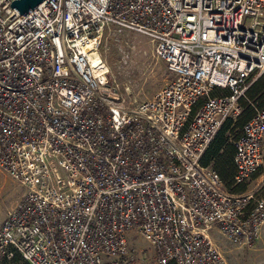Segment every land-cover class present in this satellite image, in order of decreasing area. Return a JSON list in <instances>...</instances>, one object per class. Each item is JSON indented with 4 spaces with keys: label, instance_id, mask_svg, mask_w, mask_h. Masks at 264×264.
<instances>
[{
    "label": "built area",
    "instance_id": "1",
    "mask_svg": "<svg viewBox=\"0 0 264 264\" xmlns=\"http://www.w3.org/2000/svg\"><path fill=\"white\" fill-rule=\"evenodd\" d=\"M11 2L0 0V172L22 192L0 224V264H226L215 236L252 244L264 110L233 142V183L253 190L229 192L203 157L264 73V0H43L24 18ZM110 28L146 37L170 75L132 108L100 52Z\"/></svg>",
    "mask_w": 264,
    "mask_h": 264
},
{
    "label": "rangeland",
    "instance_id": "2",
    "mask_svg": "<svg viewBox=\"0 0 264 264\" xmlns=\"http://www.w3.org/2000/svg\"><path fill=\"white\" fill-rule=\"evenodd\" d=\"M100 52L124 106L132 108L148 99L170 79L164 62L155 57L152 43L140 34L110 28L104 33ZM256 182L250 180L246 189L253 190ZM21 192L15 182L0 172V224ZM215 241L226 264H264V225L247 246H235L218 236ZM139 247L147 248L142 242Z\"/></svg>",
    "mask_w": 264,
    "mask_h": 264
},
{
    "label": "trees",
    "instance_id": "3",
    "mask_svg": "<svg viewBox=\"0 0 264 264\" xmlns=\"http://www.w3.org/2000/svg\"><path fill=\"white\" fill-rule=\"evenodd\" d=\"M212 93L213 95H227L228 90L215 89ZM239 103L242 108L241 119L226 121L210 143L203 157V164L211 165L219 174L227 190L235 194L247 191V183H233L235 173L232 160L234 154L233 142L240 134L242 122L247 121L253 116V107L264 110V73L250 83L245 97L241 98Z\"/></svg>",
    "mask_w": 264,
    "mask_h": 264
},
{
    "label": "water",
    "instance_id": "4",
    "mask_svg": "<svg viewBox=\"0 0 264 264\" xmlns=\"http://www.w3.org/2000/svg\"><path fill=\"white\" fill-rule=\"evenodd\" d=\"M42 1L43 0H12L10 7L18 12V14L20 15L19 18H24Z\"/></svg>",
    "mask_w": 264,
    "mask_h": 264
},
{
    "label": "bare ground",
    "instance_id": "5",
    "mask_svg": "<svg viewBox=\"0 0 264 264\" xmlns=\"http://www.w3.org/2000/svg\"><path fill=\"white\" fill-rule=\"evenodd\" d=\"M114 96H115V97L117 96L116 93L114 94Z\"/></svg>",
    "mask_w": 264,
    "mask_h": 264
}]
</instances>
